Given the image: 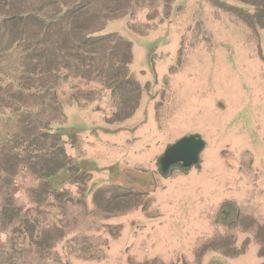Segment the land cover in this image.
<instances>
[{
  "label": "rangeland",
  "instance_id": "1",
  "mask_svg": "<svg viewBox=\"0 0 264 264\" xmlns=\"http://www.w3.org/2000/svg\"><path fill=\"white\" fill-rule=\"evenodd\" d=\"M130 7L98 31L130 43L126 81L70 73L52 85L62 117L51 128L83 192L64 180L48 195L25 166L0 175V264H264V26L241 17L254 8L240 0ZM103 46L124 58L118 41ZM193 134L198 163L158 172L165 147Z\"/></svg>",
  "mask_w": 264,
  "mask_h": 264
},
{
  "label": "trees",
  "instance_id": "2",
  "mask_svg": "<svg viewBox=\"0 0 264 264\" xmlns=\"http://www.w3.org/2000/svg\"><path fill=\"white\" fill-rule=\"evenodd\" d=\"M99 1L102 4L90 11V0H20L21 5L0 0V63H9L6 70L0 68V175L12 177L20 166L30 168L47 194L56 198L55 181H69L79 193L85 187L83 176L74 177L75 168L64 154L59 131L51 128L54 119L62 117L52 85L70 73L84 79L93 76L115 87L127 78L130 43L98 31L103 19L132 11V0ZM240 1L254 8V13L241 17L264 26V0ZM27 2L33 9L22 5ZM51 6L52 11L44 15L35 12H45ZM108 41L124 46V58L116 60V65L105 57L109 53L104 46L96 49ZM119 188L106 187L108 199L123 200L122 195L113 192ZM135 192L127 191L130 195ZM94 200L98 203L96 193Z\"/></svg>",
  "mask_w": 264,
  "mask_h": 264
},
{
  "label": "water",
  "instance_id": "3",
  "mask_svg": "<svg viewBox=\"0 0 264 264\" xmlns=\"http://www.w3.org/2000/svg\"><path fill=\"white\" fill-rule=\"evenodd\" d=\"M204 146V140L197 134L180 137L166 146L160 156L158 160L160 173H167L169 167L177 163H181L183 168L197 163L198 155Z\"/></svg>",
  "mask_w": 264,
  "mask_h": 264
},
{
  "label": "flooded vegetation",
  "instance_id": "4",
  "mask_svg": "<svg viewBox=\"0 0 264 264\" xmlns=\"http://www.w3.org/2000/svg\"><path fill=\"white\" fill-rule=\"evenodd\" d=\"M166 148V147H165ZM163 153V152H162ZM162 153H161V155H162ZM161 155H159L158 156V158L156 159L157 160V164H156V166H157V171L158 172H160V170H159V163H158V160H159V158H160V156ZM197 163H198V161H197ZM178 167L179 166H181V163H177L176 164ZM171 166H173V165H171ZM171 166L169 167V169L171 168ZM191 166H189V167H186V168H182V169H188V168H190ZM169 169H168V171H167V173L169 172ZM218 215H219V218H220V216H221V218H225V217H227L228 215H230V216H232V211H231V205H229V204H227V205H223V206H220L219 208H218V213H217ZM227 220H228V218H227Z\"/></svg>",
  "mask_w": 264,
  "mask_h": 264
}]
</instances>
